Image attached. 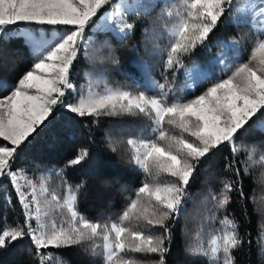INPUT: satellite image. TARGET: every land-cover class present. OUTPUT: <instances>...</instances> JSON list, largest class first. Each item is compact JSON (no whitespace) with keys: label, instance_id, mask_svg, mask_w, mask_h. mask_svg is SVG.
Masks as SVG:
<instances>
[{"label":"snow or ice","instance_id":"obj_1","mask_svg":"<svg viewBox=\"0 0 264 264\" xmlns=\"http://www.w3.org/2000/svg\"><path fill=\"white\" fill-rule=\"evenodd\" d=\"M156 8L162 11L151 24L140 23ZM157 21H163V32ZM138 23L144 55L160 58L161 78L151 76L148 62L140 57L141 45L135 43L129 63L139 76L129 72L126 79L137 88L113 85L105 74L121 61L108 37L123 43L135 35ZM225 23L237 34L209 43ZM244 28L251 35L240 31ZM158 36L167 37L165 45ZM18 39L29 48L33 62L14 83L0 78V190L9 209L19 205L23 219L14 224L4 220L0 258L25 242L32 264H70L61 252L73 248L98 257L100 264H167L173 228L186 214L192 183L227 150L223 171L230 175L220 179L218 191L209 190L211 206L204 217L209 239L204 242L202 225L186 250L206 264H236L234 253L244 238L240 221L228 208L235 194L247 219L246 201L256 203L255 196L245 194L240 165L243 175L250 167L264 166V148L238 143L249 122L264 116V0L243 5L238 0H0V54ZM244 39L252 42L251 48L242 50ZM213 47L218 51L207 61L209 70L195 60L185 62L197 48L211 54ZM81 57L89 70L78 90L73 76ZM181 70L185 83L178 87ZM208 81L201 94L188 98L194 86ZM140 86L146 90H138ZM104 118L146 122L139 135L126 140L131 162L144 178L114 220L94 221L79 210L85 181L72 184L67 172L94 170L89 145L94 143L93 126ZM119 126L123 132V124ZM41 134L46 151L75 142L78 135L81 143L60 168L33 177L26 152ZM105 142L115 153L123 141L106 134ZM241 151L246 161L237 160ZM53 175L60 178L62 195L49 187ZM257 244L264 256V229Z\"/></svg>","mask_w":264,"mask_h":264},{"label":"trees","instance_id":"obj_2","mask_svg":"<svg viewBox=\"0 0 264 264\" xmlns=\"http://www.w3.org/2000/svg\"><path fill=\"white\" fill-rule=\"evenodd\" d=\"M161 11V8H156L151 16L145 17L140 23L151 24ZM140 23L137 24L135 35L126 39L123 43L113 40L111 36L108 37L111 40L112 47L115 49V53L120 57L121 61L119 66L109 68L105 74L107 81L113 85L123 84L134 89L137 88L136 84L126 79V73L132 72L136 74L135 68L129 63V50L131 46L135 43H140V50L144 54V44L139 31ZM156 27L160 32H163V21H157ZM240 31L251 35L246 28ZM236 34L237 30L235 27L232 26L231 29L229 25L227 29L224 28L222 30L220 25L210 39L217 36L227 37ZM157 39H159L161 45H165L167 42L166 36H158ZM241 42L247 44L250 48L252 46V42L248 39H244ZM204 53L203 50L197 49L194 55L185 61L190 63L193 57H206ZM145 58L150 65L151 72L154 75H159L158 69L160 66L157 61L160 58L148 55H145ZM32 62L33 57L29 48L21 40H14L11 44L5 45L3 53L0 54V78L14 83L30 68ZM88 70L89 68L85 59L81 57L76 64V69H74L78 86L86 83L84 73ZM206 87H208L206 84L199 85L193 95L188 96V98L201 94ZM138 90L144 91L145 88L140 86ZM3 94L0 92V95ZM258 116L259 118L254 117L249 122L250 126H246V132L242 135L238 134V143L256 144L264 148V132L257 128V121L264 116H260L259 114ZM60 119L61 117L58 116L57 121L59 122ZM145 123L143 119L124 118L122 121H114L110 118L102 119L98 126H93L94 143L89 145L93 158L96 161L93 166L94 170H90L87 167L80 172L72 169L68 170L67 179L72 184L79 183L81 180L85 181V190L79 197V210L90 220L104 221L109 218L114 220L124 208L126 197L141 185L144 177L131 162L130 150L128 149L126 140L129 136L139 135ZM120 124H123V132H121ZM106 134L122 136L123 142L118 146L117 152L113 153L109 150L105 142ZM45 140V134H41L29 146L26 152L28 158L26 166L29 167V174L33 177L38 176L40 172L46 169L54 171L60 168L72 157L75 148L81 143V138L78 135L75 142L64 141L55 149L46 151L43 149ZM228 155L229 152L226 150L213 161L210 168L201 170L197 174L190 188L191 198L186 205V214L173 228V243L171 251L167 256V264H206L203 258L188 255L186 249L193 242L196 232L202 225L204 226L205 233L203 235L204 242L207 243L209 239L208 233L210 229L204 220L205 213L211 206L209 190L218 191L220 179L230 175L223 171L224 156ZM246 155L245 152L241 151L237 156V160L246 161ZM240 167L245 194L246 196H255L256 203L254 205L252 202L246 201L247 219L241 215V208L236 202L235 194H233V202L228 208V212L240 221V233L244 238V244L234 253L236 264H264V256L260 254L257 244V237L260 235L261 230L264 229V181L261 179L262 175H264V169L262 167L261 171L259 165L250 167L249 174L243 175V166L240 165ZM50 183L53 187L60 189L59 177L53 175ZM6 191L9 193L12 192L11 188H8ZM3 195L4 191L0 190V227L3 226L5 219L9 224H14L18 219L22 221L23 217L20 216L19 205H15V211L9 209L3 199ZM144 227L141 225L142 230ZM249 240H251V244ZM24 243L21 242V246L13 248L7 255L0 258V264H19L21 261L23 264H32L33 257L28 255L23 246ZM61 255L70 264H100L98 257H91L75 248L65 249L61 252ZM137 258L145 261L154 259L151 256H138Z\"/></svg>","mask_w":264,"mask_h":264},{"label":"rangeland","instance_id":"obj_3","mask_svg":"<svg viewBox=\"0 0 264 264\" xmlns=\"http://www.w3.org/2000/svg\"><path fill=\"white\" fill-rule=\"evenodd\" d=\"M169 2L170 3H176V4H178L179 3V0H169ZM238 3H240L241 5H243V4H245L246 3V0H238ZM103 11V10H102ZM133 19H134V17H133ZM136 19H138V18H136ZM26 27H30V26H27V25H21V28H26ZM37 27H39V26H37ZM61 27H63V26H61ZM221 27H222V30L225 28V29H227L228 27H229V25H227L226 23L225 24H221ZM230 28L232 29V26H230ZM41 31H44V28H41L40 29ZM52 31H55V29H53ZM87 35H89V36H91V35H93V32L92 31H87ZM219 38H223V37H220V36H217V37H214V38H212V39H210V41H209V43H213L214 44V42L217 40V39H219ZM241 45H242V50L244 49V48H250L247 44H245V43H243V42H241ZM197 49H200V48H197ZM218 51V49L216 48V47H213L212 48V50H211V54H208V53H204V54H206V57H203V56H200V58H196V57H193V59L192 60H195L196 61V63L199 65V67H201V68H203V69H205V70H209V67H208V63H207V61L208 60H210L211 58H212V56L216 53ZM194 55V54H193ZM247 55V53H245V56ZM140 57L143 59V60H145V61H147L146 60V58H145V55L143 54V52L140 50ZM187 58H185V60H186ZM157 61V60H156ZM148 62V61H147ZM186 63H189V62H187V61H185ZM157 63L159 64V61H157ZM77 64V63H76ZM148 66H149V70H150V73H151V76L153 77V78H155V79H160L161 77H160V68L158 69V71H159V75H154L152 72H151V68H150V65H149V63H148ZM159 66H160V64H159ZM74 69H76V65H75V68ZM135 71H136V69H135ZM220 71H221V68L219 67V66H217L216 68H215V70H214V72H215V74L218 76L219 75V73H220ZM75 72V71H74ZM136 74H137V76H139V73H137L136 72ZM75 76H76V74H74V76H73V80H74V82L76 83L77 81H76V79H75ZM78 79H79V77H78ZM212 81H208V82H206V83H204V84H206L207 86H209V84L211 83ZM184 83H185V77H184V75H183V70H181V72L180 73H178L177 74V86L178 87H183V85H184ZM77 84V83H76ZM86 83H83V84H81L80 86H78V84H77V88H78V90H81V86H83V85H85ZM144 87V86H143ZM198 86H194L191 90H190V92L187 94V96H191V95H193V93H194V91H195V89L197 88ZM145 88V87H144ZM145 90H146V88H145ZM262 123H264V117L263 118H260L258 121H257V128L259 129V130H261V131H263L264 132V130H262L261 129V124ZM259 167H260V170L262 171V167H263V169H264V166H261V165H259ZM49 187L51 188V189H57V190H59L60 191V194L62 195V189H58L57 187H53L52 185H51V183L49 182Z\"/></svg>","mask_w":264,"mask_h":264}]
</instances>
